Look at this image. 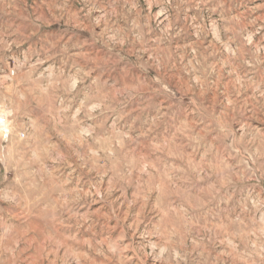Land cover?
Wrapping results in <instances>:
<instances>
[{"label":"rangeland","instance_id":"rangeland-1","mask_svg":"<svg viewBox=\"0 0 264 264\" xmlns=\"http://www.w3.org/2000/svg\"><path fill=\"white\" fill-rule=\"evenodd\" d=\"M0 264H264V0H0Z\"/></svg>","mask_w":264,"mask_h":264}]
</instances>
